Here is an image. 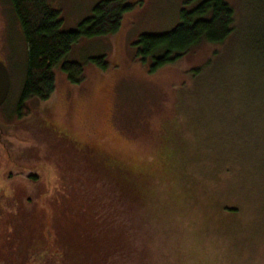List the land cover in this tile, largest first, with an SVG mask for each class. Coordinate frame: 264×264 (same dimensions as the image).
Listing matches in <instances>:
<instances>
[{
    "label": "rangeland",
    "instance_id": "rangeland-1",
    "mask_svg": "<svg viewBox=\"0 0 264 264\" xmlns=\"http://www.w3.org/2000/svg\"><path fill=\"white\" fill-rule=\"evenodd\" d=\"M96 1L48 0V3L60 10L63 27L74 28L90 13ZM183 1L141 0L124 14L116 33L78 40L66 58L82 63L81 81L70 83L61 68L54 67L53 93L45 100L29 98L26 101L28 112L19 117L16 101L26 69V45L10 1L0 0V58L11 75L8 97L0 106V187L9 192L4 186L7 181L21 201L31 197L35 205H44L45 184L52 183V177L64 169L62 156L56 149L49 151L48 148H62L65 139L61 138L71 137L96 148L104 160L106 177L114 175V183L120 190L125 188L123 179H126L144 199L140 215L130 216L135 226L130 224V228H135L136 261L148 263L150 259V264H157L151 255L164 252L163 257L173 264H239L234 254L226 250L242 247V239L249 251L246 254L254 260L248 264H264V232L261 231L264 225H260L253 210L259 205L258 199L263 200L264 189H258L249 176L251 166L243 164L241 172L233 167L232 185L240 193L239 197L231 199L241 209L237 218L224 211L219 217L212 212L213 206L205 208L204 203L211 200L201 188L196 193V199H200L191 204L190 196L185 189L177 187L176 181V174L183 172L184 175L188 171L196 152L200 156L196 148L201 135L196 139L189 128H184V122L181 123V117L197 110V105L189 104L198 96H207L203 90L206 86L212 89L208 96L237 94L236 87L230 83V67L224 68L226 81L218 80L223 66L217 56L229 59L227 51L232 38L228 37L222 44L200 41L178 61L155 72H149L135 55L133 41L138 34L172 27L178 20V9ZM227 1L234 7L238 26L251 23L254 1ZM100 53L109 63L106 69L91 60ZM202 65L200 73L204 70V75H200L201 78L198 77L200 73L194 75L188 71ZM259 81L264 83L263 75ZM181 97L182 106H189L178 117L177 104ZM217 114L221 116L222 112ZM212 128H219L217 119ZM84 162L79 163L84 166ZM28 171L39 174V179L27 181ZM9 173L18 176L8 181ZM78 176L79 171L74 172V178ZM78 183L81 185L80 181ZM224 184L213 187L224 188ZM85 185L90 191L88 203L92 204L96 200L93 194L101 189L95 187V182L94 186L87 182ZM69 188V192L74 191V186ZM225 221L236 227L238 243L232 232L231 236L218 233L220 223ZM240 225L243 226L242 238ZM241 252L245 251L241 249Z\"/></svg>",
    "mask_w": 264,
    "mask_h": 264
},
{
    "label": "trees",
    "instance_id": "trees-1",
    "mask_svg": "<svg viewBox=\"0 0 264 264\" xmlns=\"http://www.w3.org/2000/svg\"><path fill=\"white\" fill-rule=\"evenodd\" d=\"M9 1L26 45V69L16 101L19 117L28 112L26 101L29 98L45 100L53 93L54 67L59 66L70 83L80 82L82 63L66 58L73 45L81 38L116 33L124 14L141 3V0H97L90 13L74 28H65L60 10L51 7L48 0ZM252 1L255 8L251 23L238 26L234 7L227 0H184L172 27L164 31H142L133 41L136 58L149 72H155L178 61L200 41L222 44L228 37L232 38L227 51L229 59L224 55L217 56L223 66L219 70L222 74H217L218 80L226 81L223 78L225 69L231 68L230 83L236 87V96H208L211 88L206 86L203 90L207 96H198L189 104L197 105L196 111H190L182 118L189 105L183 107L181 97L177 104L180 111L176 114L196 139L201 135L196 148L200 156L196 152L188 171L184 175L183 172L176 174L177 187L185 189L191 204L200 199H196V193L201 188L211 200L205 202L204 207L213 206L212 212L219 217L224 213L236 217L241 211L231 200L240 194L232 185L233 167L241 172L243 164L251 166L249 176L258 189H264V83L259 81V77L264 76V0ZM213 53L217 55L216 51ZM91 60L102 69L109 66L101 53ZM203 67L188 71L195 75ZM203 73L204 70L198 77ZM220 111L222 117L217 114ZM215 119L217 130L212 128ZM45 135L47 137V132ZM61 139H65V146L48 149L58 151L64 169L52 177L54 183L45 184L44 205H35L31 197L21 201L7 181L4 186L9 192L0 187V264H150V259L148 263L135 260V228L130 216H139L140 205L145 204L136 187L123 179L125 188L120 190L114 183V175L106 177L104 160L95 147L83 145L71 137ZM82 161H85L84 166L79 163ZM13 164L18 166L15 161ZM85 164L89 165L85 167ZM78 165L83 168H75ZM179 168L181 170V166ZM76 171L80 176L74 178ZM17 176L9 173L7 180ZM25 178L27 181L38 180L39 174L28 171ZM86 182L93 186L95 182V187L101 189L93 194L96 200L92 204L88 203L90 191L85 189ZM221 183H225L224 188L213 187ZM68 185L74 186L73 192H69ZM257 204L253 210L262 226L264 196ZM220 225L218 233L231 236L232 232L234 241H240L233 224L225 221ZM242 225L239 229L241 238ZM227 227L231 231L227 232ZM261 231L264 232V226ZM241 243L242 247L238 245L240 250L235 246L226 251L233 253L239 264L254 263L246 254L249 251L243 246L242 239ZM163 253L156 252L151 256L157 264H173L171 259L170 263L163 257Z\"/></svg>",
    "mask_w": 264,
    "mask_h": 264
},
{
    "label": "water",
    "instance_id": "water-1",
    "mask_svg": "<svg viewBox=\"0 0 264 264\" xmlns=\"http://www.w3.org/2000/svg\"><path fill=\"white\" fill-rule=\"evenodd\" d=\"M11 85L10 73L5 63L0 59V106L7 98Z\"/></svg>",
    "mask_w": 264,
    "mask_h": 264
},
{
    "label": "flooded vegetation",
    "instance_id": "flooded-vegetation-1",
    "mask_svg": "<svg viewBox=\"0 0 264 264\" xmlns=\"http://www.w3.org/2000/svg\"><path fill=\"white\" fill-rule=\"evenodd\" d=\"M88 145V144H87Z\"/></svg>",
    "mask_w": 264,
    "mask_h": 264
}]
</instances>
